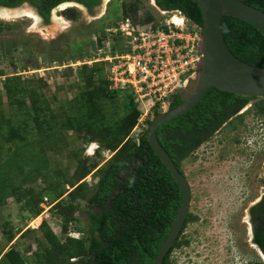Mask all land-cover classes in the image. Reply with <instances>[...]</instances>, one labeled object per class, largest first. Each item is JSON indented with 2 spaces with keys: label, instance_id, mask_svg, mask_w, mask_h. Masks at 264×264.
I'll list each match as a JSON object with an SVG mask.
<instances>
[{
  "label": "trees",
  "instance_id": "obj_1",
  "mask_svg": "<svg viewBox=\"0 0 264 264\" xmlns=\"http://www.w3.org/2000/svg\"><path fill=\"white\" fill-rule=\"evenodd\" d=\"M25 1L0 0V5L15 7ZM28 1L38 7L48 22L51 10L65 0ZM79 1L89 9L100 2ZM244 1L264 10V0ZM155 3L163 10H179L194 24L203 26V12L196 0H155ZM138 13L132 15L130 11H120L116 19L127 15L136 17ZM71 16L75 17V13ZM145 18L150 20L154 17L149 14ZM3 25L4 22L0 21V27ZM105 26L100 25L99 32ZM222 28L228 47L237 57L264 67V35L260 30L230 15L223 17ZM7 50L12 51L9 48ZM74 74L84 82V89L77 97L75 114L61 122L49 116L43 94L30 82L22 80L16 72L5 76L2 85L12 113L6 116L0 91V207L24 185L41 178L46 186L39 201L49 195L54 207L61 203L64 205L65 232L72 221L70 216L80 208L86 211L88 220L85 236H69L65 242L60 241L46 220L42 222L40 228L47 239L46 247L50 250L46 254L48 264H154L179 209L182 198L180 186L151 147L146 136L148 129L139 134L138 139L132 140L130 133L137 124L140 110L128 89L110 87L105 63L83 64ZM95 76H98V84L92 86ZM184 98L181 92L174 94L169 108L175 107ZM259 98L264 101V97L236 94L212 87L195 107L161 125L158 138L183 172L182 162L195 149L213 137L227 120L237 115L252 100ZM103 100L120 106L123 113L104 110ZM254 111L264 115V105L259 103ZM158 113L155 110L153 115ZM147 122L149 125L151 119ZM65 129L79 133L86 131V144L98 142L103 149L114 152L103 164H94L99 178L95 185L82 194L83 200L79 203L62 202L66 190L60 186L61 181L58 182V196L49 189L55 177L45 154L44 142L52 137L60 140ZM89 172L74 177L71 186H77L66 197H72V193L82 185L80 181ZM22 201L23 207L32 211L33 202L19 196L18 202ZM257 208H260L264 217V199L255 206L254 211ZM33 214L31 218L37 217L40 210L33 211ZM13 237L9 236L8 240L11 241ZM177 244L179 238L166 255L164 264H172L170 255ZM0 264L29 263L21 250L12 246L4 253L0 250Z\"/></svg>",
  "mask_w": 264,
  "mask_h": 264
},
{
  "label": "rangeland",
  "instance_id": "obj_2",
  "mask_svg": "<svg viewBox=\"0 0 264 264\" xmlns=\"http://www.w3.org/2000/svg\"><path fill=\"white\" fill-rule=\"evenodd\" d=\"M63 5L66 6L61 10ZM63 5L59 10H52L48 22L37 15L39 24L28 14L0 17L4 22L0 27V91L6 116L12 113L2 85L6 75L20 73L22 80L30 82L43 94L49 116L58 122L64 121L77 111L76 100L84 89V82L75 76L71 67L64 65L83 61L94 52V36L100 25L116 22L120 11H130L135 15L140 10L141 17L151 14L156 19L172 14L171 10L158 7L155 0H103L92 12L75 2ZM20 7L37 14L33 6L17 8ZM73 13L75 17L71 16ZM58 16L66 20L60 26L56 22ZM8 48L12 51L9 52ZM191 77V84L182 89L184 97L196 85L195 73ZM97 84L98 76H95L92 86ZM259 103L264 105L261 98L252 100L182 162L181 167L192 190L190 209L194 218L187 224L179 244L170 255L172 264H228L232 259L240 260V242L245 238L250 205L264 193V115L254 111ZM102 105L104 110L123 113L120 106L109 100H103ZM153 116V112L150 113L148 120ZM148 126L136 130L135 126L130 133L132 140L138 139ZM85 133L65 129L60 140L52 137L44 142L45 154L55 177L49 189L58 196L57 187L61 181L60 186L66 190L62 202L66 204L83 200L82 194L99 178L94 164L101 165L114 154L112 150L100 147L98 142L86 144ZM87 171L90 172L80 181L82 185L72 193V197H66L77 186H71L74 177ZM45 186L41 178L26 184L8 197L5 206L0 207V250L7 247L9 236L23 232L18 239V248L29 264H46V261L48 264L46 254L50 250L40 228L45 215L48 218L44 217V220L62 242L69 239L70 231L82 230L80 236L83 237L84 230H87L86 211L80 208L70 216L71 227L64 231V205L61 203L54 207L49 195L39 201ZM19 196L33 202L32 211L23 207L24 200L18 202ZM35 210H40L39 215L42 216L33 221L31 216ZM246 252L254 254L249 248Z\"/></svg>",
  "mask_w": 264,
  "mask_h": 264
},
{
  "label": "built area",
  "instance_id": "obj_3",
  "mask_svg": "<svg viewBox=\"0 0 264 264\" xmlns=\"http://www.w3.org/2000/svg\"><path fill=\"white\" fill-rule=\"evenodd\" d=\"M141 15L140 11L136 17L123 16L106 25L94 36L96 49L89 57L64 65L76 72L83 64L104 62L110 87L128 89L135 97L140 110L135 130L147 127L150 113L169 109L172 96L187 85L201 58L202 27L181 11L173 10L163 19L148 20ZM80 234L81 231L69 233L74 238H80Z\"/></svg>",
  "mask_w": 264,
  "mask_h": 264
},
{
  "label": "water",
  "instance_id": "obj_4",
  "mask_svg": "<svg viewBox=\"0 0 264 264\" xmlns=\"http://www.w3.org/2000/svg\"><path fill=\"white\" fill-rule=\"evenodd\" d=\"M196 1L200 4L203 12V26L199 42L201 58L199 68L195 72L196 85L181 103L153 116L146 134L154 152L166 164L182 192L179 209L166 239L155 257L154 264H164L166 255L176 244L185 226L191 207L189 181L161 144L158 138L159 127L199 104L212 87L236 94L264 97V67L248 63L237 57L228 47L222 28L223 17L230 15L247 21L264 35V10L244 0ZM23 5L31 6L29 2L25 1L15 7L0 5V9L10 10ZM38 15L41 17L40 14Z\"/></svg>",
  "mask_w": 264,
  "mask_h": 264
},
{
  "label": "flooded vegetation",
  "instance_id": "obj_5",
  "mask_svg": "<svg viewBox=\"0 0 264 264\" xmlns=\"http://www.w3.org/2000/svg\"><path fill=\"white\" fill-rule=\"evenodd\" d=\"M102 1L103 0H100V2L95 4L92 7V9H89V8L86 7V5H84V3H82L79 0H65V1L60 2L53 9L59 10L61 5L65 4V3H68V2H75V3L80 4L83 7H85L87 11L92 12V11H94V9L97 6H99L101 4ZM26 2H29L31 4V6H33V8L36 10V12L38 14H40L39 9H38L37 6L33 5L28 0ZM52 10H51V12H52ZM191 81H192V77L189 78L187 85H190ZM181 93H182V91H181ZM231 118H233V116ZM229 120H227L223 125H225ZM192 198H193V196H192V190H191V202H192ZM263 199H264V193L262 195H260L259 198H256L252 202V204L250 205L249 218H248V220H246V222H247V226L245 227L246 228V233H244L245 238L242 240V242H240L241 243V245H240V253H241V255L239 256L240 260L238 261L237 259H232L228 264H264V238H263L264 237V217H263L262 211H260V208H257L254 211L255 206L259 205L263 201ZM188 218H191V219L189 221H186L187 223L185 222V226H184L182 232L180 233V235L178 237L179 241L181 239V235L184 233V229L186 228L187 224L194 218V215L192 214L191 209H190V211H189V213L187 215L186 220ZM249 235H251V236H249ZM236 244H237V242H236ZM238 245L239 244H237V246ZM232 247H234V245H232ZM247 248L251 249L254 254L253 255L248 254L246 252Z\"/></svg>",
  "mask_w": 264,
  "mask_h": 264
},
{
  "label": "bare ground",
  "instance_id": "obj_6",
  "mask_svg": "<svg viewBox=\"0 0 264 264\" xmlns=\"http://www.w3.org/2000/svg\"><path fill=\"white\" fill-rule=\"evenodd\" d=\"M66 6V5H65ZM65 6H61V10L65 8ZM14 13H18V14H14ZM28 14V16L30 15V17H34L36 19V24H39V15L34 13V11H31L28 8H21V9H0V17L1 18H10L13 16H21V15H25ZM38 15V16H37ZM56 22H58V26H60L62 23H65L66 20L63 19L61 16L57 18ZM38 26V25H37ZM88 153H93V151H88ZM94 154V153H93ZM43 218V217H42ZM251 236V235H249ZM251 243V242H250ZM256 249V248H255Z\"/></svg>",
  "mask_w": 264,
  "mask_h": 264
},
{
  "label": "crops",
  "instance_id": "obj_7",
  "mask_svg": "<svg viewBox=\"0 0 264 264\" xmlns=\"http://www.w3.org/2000/svg\"><path fill=\"white\" fill-rule=\"evenodd\" d=\"M6 205V204H5ZM4 205V206H5ZM26 229V228H25ZM24 231V230H23ZM23 232H21V233H19V235H16L15 237H13V239L10 241V240H5L6 242H7V247L5 248V249H3L2 251H3V253L4 252H6L10 247H12V246H16L17 247V249H19L18 247H19V243H18V239H19V237H20V235L22 234ZM19 250H21V249H19Z\"/></svg>",
  "mask_w": 264,
  "mask_h": 264
}]
</instances>
